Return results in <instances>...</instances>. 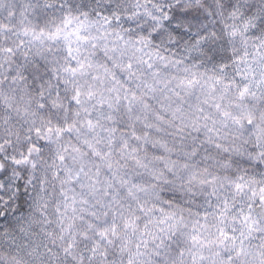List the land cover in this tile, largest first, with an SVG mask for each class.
<instances>
[{
    "label": "snow or ice",
    "instance_id": "1",
    "mask_svg": "<svg viewBox=\"0 0 264 264\" xmlns=\"http://www.w3.org/2000/svg\"><path fill=\"white\" fill-rule=\"evenodd\" d=\"M0 264H264V0H0Z\"/></svg>",
    "mask_w": 264,
    "mask_h": 264
}]
</instances>
